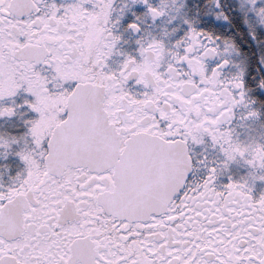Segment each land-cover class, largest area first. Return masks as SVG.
<instances>
[{
    "label": "snow or ice",
    "instance_id": "snow-or-ice-1",
    "mask_svg": "<svg viewBox=\"0 0 264 264\" xmlns=\"http://www.w3.org/2000/svg\"><path fill=\"white\" fill-rule=\"evenodd\" d=\"M0 264H264V0H0Z\"/></svg>",
    "mask_w": 264,
    "mask_h": 264
}]
</instances>
